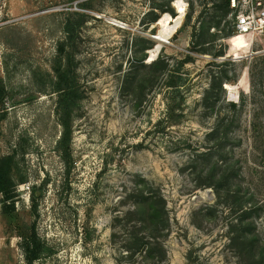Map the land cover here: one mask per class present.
I'll return each mask as SVG.
<instances>
[{
	"label": "rangeland",
	"instance_id": "rangeland-1",
	"mask_svg": "<svg viewBox=\"0 0 264 264\" xmlns=\"http://www.w3.org/2000/svg\"><path fill=\"white\" fill-rule=\"evenodd\" d=\"M168 1L0 0V159L13 158L15 184L11 199L0 193V264H26L21 243L32 228L54 252L33 264H156L123 248L143 230L142 211L131 213L150 188L168 216L158 264H252L256 251L231 228L238 197L250 209L247 242L253 233L264 246V33L237 35L220 0H180L181 21L156 51L159 20L168 14L172 26L179 16L178 0ZM71 12L85 14V23L74 41L82 99L66 167L49 82ZM169 96L184 101L167 115ZM204 96L215 105L205 108ZM232 117L230 140L217 153L207 134ZM210 151L240 168L237 198L218 201L196 187L205 173L192 160H209Z\"/></svg>",
	"mask_w": 264,
	"mask_h": 264
},
{
	"label": "trees",
	"instance_id": "trees-1",
	"mask_svg": "<svg viewBox=\"0 0 264 264\" xmlns=\"http://www.w3.org/2000/svg\"><path fill=\"white\" fill-rule=\"evenodd\" d=\"M169 0L168 2H170ZM221 5L225 12H230L228 1L220 0ZM81 8H85V3L80 4ZM85 23V14L79 12L68 13L63 25L64 40L60 41L57 47L58 61L54 66V78L49 82L50 93L56 94V115L57 121L61 128L60 136L57 140V150L59 152L60 158L62 159L65 166H69L72 162V139H73V121L74 112L79 107V102L82 99V94L76 84L73 76L72 64L74 58V41L78 37V32L81 26ZM159 59L152 62L149 68H156L159 64ZM154 79V77H152ZM153 82V80H150ZM171 85V84H168ZM46 90H42L45 92ZM1 95V91H0ZM181 98V102L184 98ZM205 108H211L215 105L216 100H212L209 96H204L202 98ZM226 98H224V101ZM244 99L241 98V102ZM176 98L174 96H169L166 102L167 115L172 114L176 111L177 107H180L181 102L175 103ZM1 103V96H0ZM229 107L235 112L238 103L233 101L228 103ZM236 120L234 117L222 121L218 126L210 129L207 136L214 141V146L216 147L213 151L222 152L224 151V146L226 141L230 140L229 129L234 126ZM259 123L254 120L250 123V127L253 133V140L259 138L258 134ZM256 132V134H255ZM208 153V156L211 153ZM207 156L206 154H199ZM196 155V159L192 160L194 163L199 165L200 173H205L202 180L196 184L197 188H210L213 190L216 199L219 201L224 198L223 194L228 197L237 198L235 194L236 190H233L234 186L241 189L240 186V168H236L234 164H223L221 160L212 159H201L202 157ZM13 158L11 156H5L0 159V193L3 194L6 199H11L13 196V189L15 187L14 182L9 176L11 171V165ZM66 169V171H68ZM20 183H24L23 179ZM235 187V188H236ZM236 188V189H237ZM35 190V188H33ZM144 195L141 193L139 200L136 202V208L131 214L138 213L140 210L143 214L142 220V230L147 232V234H141V230L132 231L129 235L127 242H124L123 248L127 251V257L132 258L134 256L142 257L145 263L156 264L163 261L165 258V250L158 241L159 237H162V233L168 227V216L165 210V202L162 196L154 189L150 188L144 191ZM232 195V196H231ZM243 198L238 197L239 219L236 220L235 224L231 225V228L237 227L238 234L234 238L241 242L243 248H249L255 250L252 254L251 263L252 264H264V246L257 244L255 236L252 233L251 238L248 239V228L245 227L244 219L249 215V208L244 209L240 203ZM36 204H34V211ZM245 217V218H244ZM253 224V223H252ZM141 226V224H140ZM145 226V227H144ZM150 231V232H149ZM252 231V230H251ZM164 235V234H163ZM257 237V236H256ZM23 255L26 264H33L34 262L40 260L42 257H50L54 252L48 247L45 242H43L35 228H32L30 234L24 238L21 243Z\"/></svg>",
	"mask_w": 264,
	"mask_h": 264
},
{
	"label": "built area",
	"instance_id": "built-area-1",
	"mask_svg": "<svg viewBox=\"0 0 264 264\" xmlns=\"http://www.w3.org/2000/svg\"><path fill=\"white\" fill-rule=\"evenodd\" d=\"M237 35L264 33V0H227Z\"/></svg>",
	"mask_w": 264,
	"mask_h": 264
},
{
	"label": "bare ground",
	"instance_id": "bare-ground-1",
	"mask_svg": "<svg viewBox=\"0 0 264 264\" xmlns=\"http://www.w3.org/2000/svg\"><path fill=\"white\" fill-rule=\"evenodd\" d=\"M176 9H177V13H178V17L175 20L174 25H170L169 23V19L170 16L168 14L164 15L160 20H159V25L161 26V30L159 31V33L154 37V39L157 41V45H156V51L159 50L160 46L162 43H166L167 39H169V37L173 34V32L175 31V29L178 27L181 18L185 12V8H184V4L182 3V1L178 0L174 3Z\"/></svg>",
	"mask_w": 264,
	"mask_h": 264
},
{
	"label": "water",
	"instance_id": "water-1",
	"mask_svg": "<svg viewBox=\"0 0 264 264\" xmlns=\"http://www.w3.org/2000/svg\"><path fill=\"white\" fill-rule=\"evenodd\" d=\"M208 192H211V190H207Z\"/></svg>",
	"mask_w": 264,
	"mask_h": 264
}]
</instances>
